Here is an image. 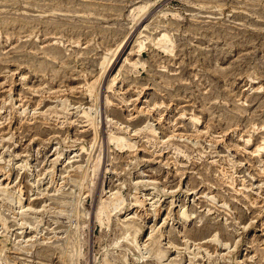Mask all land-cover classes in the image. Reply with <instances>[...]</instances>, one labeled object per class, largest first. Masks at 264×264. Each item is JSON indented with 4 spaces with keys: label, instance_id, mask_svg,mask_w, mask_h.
Wrapping results in <instances>:
<instances>
[{
    "label": "rangeland",
    "instance_id": "1",
    "mask_svg": "<svg viewBox=\"0 0 264 264\" xmlns=\"http://www.w3.org/2000/svg\"><path fill=\"white\" fill-rule=\"evenodd\" d=\"M0 264H264V0H0Z\"/></svg>",
    "mask_w": 264,
    "mask_h": 264
},
{
    "label": "bare ground",
    "instance_id": "2",
    "mask_svg": "<svg viewBox=\"0 0 264 264\" xmlns=\"http://www.w3.org/2000/svg\"><path fill=\"white\" fill-rule=\"evenodd\" d=\"M162 35H163V34H162ZM163 37H166V36L163 35ZM163 37H162V40L165 39V38H163ZM162 40H161V41H162ZM161 41H160V42H161ZM164 41H165V40H164ZM162 42H163V41H162ZM161 44H162V43H161ZM164 46H165V45H164ZM165 47H167V46H165ZM107 77H108V76H107ZM112 78H113V77H112ZM95 79H96V78H95ZM94 82H95V81H94ZM113 82H114L113 79H110V78L107 79V80H106L107 87H108V88H111ZM92 83H93V82H92ZM97 83H98V82H97ZM97 83H96V84H97ZM114 83H115V82H114ZM87 84H88V83H87ZM89 84H90V85H89ZM89 84H88V87L86 88V91H87L88 93L92 92V93L94 94V87L96 88L97 86H95L94 84H91V83H89ZM98 84H100V83H98ZM101 84H102V83H101ZM101 84H100V85H101ZM101 86H102V85H101ZM101 86H100V87H101ZM100 87H99V88H100ZM100 89H101V88H100ZM95 91H96V89H95ZM92 93H91V94H92ZM93 94H92V95H93ZM95 94H96V92H95ZM97 95H98V94H97ZM90 96H91V95H90ZM140 109H141V108H140ZM94 125H95V124H94ZM95 136H96V133H95ZM124 138H125V136H124ZM124 138H123V137L121 138V136H120V137H118V136L116 137V136H113V135H112V136L109 137V140H111V141L116 140L117 142H118V141L122 142V141H124ZM125 141H126V140H125ZM124 143H126V142H124ZM125 145H126V144H125ZM132 145H133V144H132ZM74 174H75V173H74ZM79 175H80V174H79ZM73 176H75V175H73ZM77 178H78V177H77ZM78 182H79V181H78ZM2 189H3V188H2ZM4 189H5V188H4ZM49 196H50V195H49ZM65 200H66V199H65ZM105 201H106V200H105ZM109 201H110V200H109ZM107 202H108V201H107ZM116 203H117V202H116ZM139 203H140V202H139ZM106 205H107V204L102 203V205H101V207H100V210H99V211H101V213H103V211H104V209H105L104 207H105ZM109 205H110V204H109ZM63 206H64V205H63ZM107 208H108V207H107ZM104 212H105V211H104ZM133 222H134V221H133ZM133 222H132L131 224L135 225L136 223L134 224ZM124 224H125V223H124ZM137 224H138V223H137ZM131 226H132V225H131ZM137 226H138V225H137ZM137 226H136L135 228H137L138 231H139L140 227H139V226L137 227ZM141 228H142V227H141ZM153 231H154V230H153ZM154 232H155V231H154ZM136 233H137V231H136ZM138 233H139V232H138ZM153 235H154L153 232H151V234L148 236V237H149L148 239H152V238H154ZM154 236H155V235H154ZM154 239H155V238H154ZM154 239H153V240H154ZM153 242H154V241H153ZM153 242H152V243H153ZM152 243H151V244H152ZM151 246H152V245H151ZM223 246H224V245H223ZM226 247H227V246H226ZM164 249H165V248H164ZM167 249H168V248H167ZM165 250H166V249H165ZM163 251H164V250H163ZM160 252H161V251H160Z\"/></svg>",
    "mask_w": 264,
    "mask_h": 264
}]
</instances>
